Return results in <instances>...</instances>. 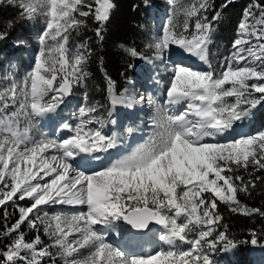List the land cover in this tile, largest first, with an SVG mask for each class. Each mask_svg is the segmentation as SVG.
I'll list each match as a JSON object with an SVG mask.
<instances>
[{
    "label": "snow or ice",
    "instance_id": "snow-or-ice-1",
    "mask_svg": "<svg viewBox=\"0 0 264 264\" xmlns=\"http://www.w3.org/2000/svg\"><path fill=\"white\" fill-rule=\"evenodd\" d=\"M167 2L166 22L148 45L151 56L120 47L132 58L164 64L177 46L204 67L174 63L166 81L158 82L163 103L152 94L117 95L116 81L105 72L112 107L104 118V105L88 92L90 42L69 45L89 21L102 42L114 0H0V6L19 9L22 20L43 18L33 67L0 89V238H9L0 247V264H215L213 253L236 246L227 225L218 231L224 219L218 201L233 213L264 217L262 208L238 198L264 186V129L236 133L264 107V0H250L243 9L219 67L210 61L209 46L232 0L218 8L215 0ZM142 3L150 7V0ZM5 27L10 30L13 22ZM7 35L0 30V41ZM81 88L82 103L71 113L77 122L57 120L66 98ZM145 101L152 109L148 138L111 159L121 141L105 129L117 125L116 107ZM45 117L59 135L40 128ZM25 200L27 205L18 203ZM9 205L18 213L11 223ZM56 205L86 211H45ZM156 226L159 247L146 252L126 251L108 238L119 228L134 249ZM251 235L257 244L256 232Z\"/></svg>",
    "mask_w": 264,
    "mask_h": 264
},
{
    "label": "trees",
    "instance_id": "trees-1",
    "mask_svg": "<svg viewBox=\"0 0 264 264\" xmlns=\"http://www.w3.org/2000/svg\"><path fill=\"white\" fill-rule=\"evenodd\" d=\"M158 0H150V4L157 5ZM116 7L111 13L109 21L106 23L104 30V40L97 42L92 27L96 25L89 21V28L82 30L81 34L77 35L79 43L88 40L93 49V56L88 64L90 73L88 78V92L92 101H99L104 105L100 111L103 116L108 115L107 109H110V100L107 93V83L104 73L106 72L113 80L116 81V94L119 95L126 86V79L135 75L134 67H129V64L136 65L138 59L132 58L121 48L136 47L142 50L145 55L151 56L152 51L147 46L148 25L152 15L149 7H145L142 0H114ZM223 0H215L217 8ZM250 3V0H232V3L223 11L222 18L216 27L213 43L211 48H224V52L219 54L216 60L215 67H219V62L227 55L226 49L232 42L237 27V22L241 18L243 9ZM133 5H138L133 11ZM19 9L13 6H0V30L8 32L7 38L0 41V72L5 67V59L15 52H18V68L20 70H28L30 63L25 61L22 54L24 50L19 48L16 40L26 38L27 32L25 27L29 25L28 20L20 19ZM11 20L13 27L9 30L5 27L6 23ZM15 44V45H13ZM101 62L103 69H101ZM123 73V75H122ZM84 91V89H80ZM264 127V107H259L254 114V118L250 123V128ZM242 204L249 207H259L264 210V186L255 190L251 197L238 194ZM21 205H27V200L18 202ZM219 211L223 216L222 225L218 231H225L223 225H227V235L237 244V248L233 253V259L226 257L229 264H258L264 262V217L259 215L245 216L239 213H233L229 210L226 204L218 201ZM8 211L13 213L10 223L14 222L18 217L14 206L9 205ZM2 217V211H0ZM0 230H2V219H0ZM23 230L28 233L27 238L31 239L33 233L29 232L27 226ZM256 232L257 246L261 249L259 253H255L252 249L254 246L251 243V232ZM47 240L46 237H42ZM9 238H0V247L7 244Z\"/></svg>",
    "mask_w": 264,
    "mask_h": 264
},
{
    "label": "rangeland",
    "instance_id": "rangeland-1",
    "mask_svg": "<svg viewBox=\"0 0 264 264\" xmlns=\"http://www.w3.org/2000/svg\"><path fill=\"white\" fill-rule=\"evenodd\" d=\"M150 10L152 11V15L149 20V27H148V36H147V46L154 43V40L152 37L154 34L158 33L163 23L166 22V16L170 10L169 4L167 0H158L157 5L150 4ZM29 25L25 27V31L27 32V37L18 39L17 41H23L24 43H19L17 46L19 48H22L24 50V53L22 54L25 61L30 63V68L28 70H20L18 68V52H15L11 56H7L5 59V67L0 72V89L7 86V84L10 82L11 79H22V77L26 74L27 71H29L33 65H34V57L37 54L38 51V44L35 39L36 34L41 29L43 24V18L41 17L37 21H28ZM234 39V38H233ZM232 39V40H233ZM232 43V42H231ZM79 44L77 41V34L73 33V38L70 41V47L75 49V46ZM15 45V44H13ZM149 48V47H148ZM177 46H173L172 51L169 53L168 58L166 59L167 65H162L159 63V61H155L153 63H147L144 60L138 59L137 65L133 69L137 71V77L132 80L130 83L128 82V86H125V89L121 92H126L129 95H143L147 97L149 94H152L153 96H156L157 99L163 103L164 98L160 93L159 83L161 81H166L168 76V71L171 69L174 63H178L180 61L171 62L172 55L179 54L177 51H179ZM231 50V44L226 49V51ZM153 52V49H151ZM224 52V48L222 47H215L211 48V45L209 46V58L210 61L215 66L217 57L219 54ZM227 53V55H228ZM182 55V54H181ZM178 56V55H177ZM146 88V91H144ZM82 94L83 91H80V89H77L74 91L72 95H70L68 98H66L65 103L61 106V108L58 110L59 116L56 117L57 120L63 118V119H69L73 124H75L77 121H75L71 113L78 109L80 104L82 103ZM111 103H110V109H111ZM146 112V113H143ZM152 114V109L147 105L146 101L143 105H135L131 108L125 107V106H117L113 118L117 120V125L112 126L108 125L105 129L106 134H111L113 131L118 133L119 139L121 141L120 145L111 151V159L118 158L120 155H124L127 152H130L137 144L143 143L149 136L151 132V126L148 123L149 117ZM99 115H102V112L100 111ZM124 116L131 117L130 120L127 121V117L124 118ZM104 118H107L108 115L103 116ZM122 117L124 118V121L122 122ZM40 128L48 132L50 135H59V133L54 132L55 122L48 117H45L40 120L39 122ZM97 125L93 124L90 125V127H96ZM128 128L134 129L133 132H131V135H128L127 132ZM264 129L263 128H250V123H245L241 127H238L236 129V133L240 134H253L256 131ZM236 133H233L235 135ZM133 135H137L135 139H131ZM131 136V137H130ZM134 141L133 145H130V143ZM95 166V165H90ZM29 202V201H28ZM84 210L86 211V208L83 207H76V208H68L67 206H47L45 208V211H47L50 215L54 214L58 211H64V212H73V211H79ZM125 223V222H120ZM115 231L119 232L120 229L117 228ZM110 231V232H115ZM154 233H157L154 235ZM158 231H154L147 237L149 238L148 243L139 242L138 247L141 246L143 249L145 247H148L149 250L151 248H157L159 247V241L157 239ZM112 236V235H111ZM151 237V238H150ZM109 238V234H108ZM193 238L192 235H189V239ZM110 241V240H109ZM112 242V240L110 241ZM127 245V242H126ZM137 247V246H136ZM135 247V248H136ZM124 248V247H122ZM183 250H188V245L184 243L182 245ZM253 251L255 253H259L261 247L254 245L252 247ZM230 250H217L215 253L212 254V259L214 260L215 264H229L227 263L226 257L228 256V253ZM258 264H264V262H260Z\"/></svg>",
    "mask_w": 264,
    "mask_h": 264
},
{
    "label": "bare ground",
    "instance_id": "bare-ground-1",
    "mask_svg": "<svg viewBox=\"0 0 264 264\" xmlns=\"http://www.w3.org/2000/svg\"><path fill=\"white\" fill-rule=\"evenodd\" d=\"M172 59L173 60H171V62H176V61H180V62H182L184 65H186V66H190V67H194V68H203L202 67V64H201V62H199L197 59H195V58H193L194 59V61H191V63L188 61V60H186L185 59V57H183V56H177V54L175 53L174 55H172ZM176 60V61H175ZM164 64H168V63H166V61H165V63ZM164 64H162V65H164ZM144 91H146V88H145V90ZM158 229H159V226H156V228L154 229V231H158ZM153 231V232H154ZM152 232V233H153ZM151 233H149L148 235H150ZM155 234H157V233H154V235ZM147 235V236H148ZM112 238H116V236H114V235H112V236H110L109 237V240L111 241V239ZM112 242H114L113 240H112ZM152 249V248H151ZM125 250L127 251V250H134V251H137V252H146V251H148L149 250V248L148 247H146V248H142L141 246H137L136 248H134V249H128V247H126L125 248Z\"/></svg>",
    "mask_w": 264,
    "mask_h": 264
}]
</instances>
